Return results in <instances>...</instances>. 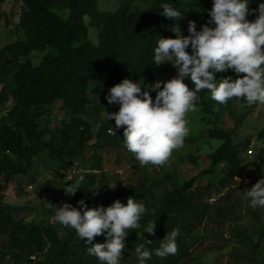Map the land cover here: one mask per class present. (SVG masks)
Wrapping results in <instances>:
<instances>
[{
    "label": "trees",
    "instance_id": "trees-1",
    "mask_svg": "<svg viewBox=\"0 0 264 264\" xmlns=\"http://www.w3.org/2000/svg\"><path fill=\"white\" fill-rule=\"evenodd\" d=\"M7 1L0 0V8ZM21 1L16 26L19 36L0 46V264H99L71 227L62 226V234L50 224L19 220L20 208L5 202V191L10 185L22 188V179L34 171L35 161L44 154L62 167L70 162L81 163L92 172H101L113 162L119 168L130 165L138 171L139 162L124 146L123 128L116 130L114 119L108 120V112L119 110V105L108 103V90L125 78L142 85L155 82L154 49L158 40L176 29L188 35L189 21L203 26L213 2L152 0L147 8L140 9L122 0L116 10L101 11L99 0ZM165 2L183 12L182 18L174 21L164 17L160 6ZM261 2L264 0H251L250 8L257 9ZM255 18L252 15V20ZM90 28L97 31V44L90 40ZM33 54L43 55L38 64ZM172 70L176 75L173 66ZM223 77L222 72L216 73L217 79ZM186 83L194 87L191 81ZM198 95L197 107L211 115L210 93L203 90ZM57 103L66 118L56 127L43 124L53 115ZM209 137L221 141L209 155L213 167L222 166L217 182L201 184L190 179L176 184L157 203L151 200L153 196L146 198L152 187L146 189L136 173V182L123 185L113 200L108 193L104 195L101 205L105 207L117 199L126 203L133 197L147 209L142 225L156 221L155 235L143 233L142 227L126 237L122 264H138L135 247L143 244L155 250L167 231L173 229L180 230L177 253L166 259L153 254L148 264H194L196 232L214 210L220 219L232 213L229 204L237 181L264 177L263 156L258 169L243 167L240 151L249 147L248 142L236 144L228 133L217 128L210 130ZM258 138L264 141V130ZM95 182L93 176L87 177L74 196L66 195L63 186V202H53L51 209L56 212V206L63 203L76 207ZM214 198L216 204L211 203ZM255 220L262 222L259 216ZM258 233L264 238V224ZM239 236L248 249L254 245L251 236ZM103 242V236L94 240ZM250 252L234 257L250 261Z\"/></svg>",
    "mask_w": 264,
    "mask_h": 264
},
{
    "label": "clouds",
    "instance_id": "clouds-1",
    "mask_svg": "<svg viewBox=\"0 0 264 264\" xmlns=\"http://www.w3.org/2000/svg\"><path fill=\"white\" fill-rule=\"evenodd\" d=\"M212 2L209 19L200 30L195 21H189L188 35L179 30L175 38L158 40L154 64L171 63L176 69L173 78L157 80L149 87L125 78L108 90V103L119 105L117 112H108V120L114 119L116 130L123 128L124 146L141 166L165 165L173 151L183 147L190 133L187 114L196 110L201 91L207 90L221 105L232 99L249 106L264 104V2L257 9L250 8L251 0ZM160 9L164 17L174 21L184 14L171 3H162ZM254 14L256 18L249 20ZM228 71L234 72L235 78H216V73ZM152 92L156 93L154 100ZM84 182L85 176L80 175L63 190L74 196ZM247 196L250 207L264 208V177L247 191ZM77 204L56 206L54 220L74 229L87 245V253L99 264H122L130 232L143 227V233L155 235L156 221L142 225L147 209L133 197L126 203L117 199L107 207H89L83 199ZM179 235V229L167 231L155 250L137 245L134 255L138 264H148L153 254L161 259L175 255ZM98 236L104 237L103 243H94Z\"/></svg>",
    "mask_w": 264,
    "mask_h": 264
},
{
    "label": "rangeland",
    "instance_id": "rangeland-1",
    "mask_svg": "<svg viewBox=\"0 0 264 264\" xmlns=\"http://www.w3.org/2000/svg\"><path fill=\"white\" fill-rule=\"evenodd\" d=\"M122 0H99L98 8L101 11H114ZM132 7L140 9L147 8L152 0H129ZM22 1L9 0L0 8V46L17 39L19 33L16 26L19 23ZM6 19L9 21L6 22ZM252 20V15L248 17ZM202 27V26H201ZM201 27H197L200 30ZM90 40L97 44V31L90 28ZM181 31V30H180ZM179 29L171 31L166 38H175ZM181 33L185 35L182 31ZM43 55L33 54L32 58L36 64L41 61ZM232 71L222 72L223 78ZM243 75V74H241ZM175 76L171 63L165 62L157 65V80L167 81ZM149 87L150 85H144ZM143 90V89H142ZM156 94L155 92L150 93ZM213 113L205 115L200 107L187 114L190 133L185 139L182 148L174 150L169 161L162 166H141L136 171L130 165L119 168L115 163L108 164L104 171L92 172L81 163H68L66 166H58L47 155H42L35 161L34 171L22 179L23 187L18 188L10 185L5 191V202L11 206L20 208L18 219L36 224L53 225L62 232V225L54 220L55 211L51 209L53 202L62 203L61 188L68 182L74 181L80 175L85 179L93 176L95 185L90 189L85 202L89 207L102 204L104 195L109 194L111 199L115 193L126 183L136 182L139 175L140 182L144 183L146 189L152 187L150 196L154 202H160L163 196L174 188L190 179L197 183L207 184L217 182L221 178L222 166L213 167L209 155L220 145L221 141L209 137V132L217 128L228 133L236 144L249 143L248 148H241L240 156L243 167L248 170H256L260 166V156L264 158V141L258 138L264 130V104L249 106L240 99L229 100L227 104H219L211 99ZM66 113L61 111L60 103L53 107V115L43 124H51L52 127L59 126L66 118ZM252 150V153H250ZM264 169V166L262 167ZM258 178L238 180L237 190L231 198L229 206L232 213L228 217L220 219L216 210L204 225L196 232L197 249L194 264H264V238H260L258 230L264 224V208H252L249 206L250 198L247 191L258 182ZM116 185V186H115ZM110 186H115L111 188ZM98 193V194H96ZM216 199L211 203L216 204ZM78 207V205H76ZM259 216L261 223L255 218ZM246 234L253 238L251 246L250 261L235 258L236 254L242 255L250 249L242 241L239 234Z\"/></svg>",
    "mask_w": 264,
    "mask_h": 264
},
{
    "label": "built area",
    "instance_id": "built-area-1",
    "mask_svg": "<svg viewBox=\"0 0 264 264\" xmlns=\"http://www.w3.org/2000/svg\"><path fill=\"white\" fill-rule=\"evenodd\" d=\"M250 153H252V150H250Z\"/></svg>",
    "mask_w": 264,
    "mask_h": 264
}]
</instances>
